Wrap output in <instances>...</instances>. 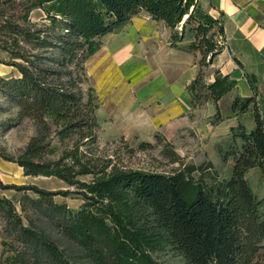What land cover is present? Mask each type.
Wrapping results in <instances>:
<instances>
[{"label":"trees","instance_id":"16d2710c","mask_svg":"<svg viewBox=\"0 0 264 264\" xmlns=\"http://www.w3.org/2000/svg\"><path fill=\"white\" fill-rule=\"evenodd\" d=\"M140 11L173 28L172 43L186 29L193 32L188 47L201 54L188 84L193 98L208 89L217 101L234 86V78L220 73L204 82L203 66L221 50L216 35L224 29L198 0H0L1 61L18 72L0 74V92L35 132L16 156L4 157L25 175H52L75 185L50 190L0 179V187L23 191L19 209L0 196L9 234L0 264H161L157 254L165 251L186 264H253L264 245V196H256L245 176L264 165V98L256 76L247 75L253 94L231 103L237 113L250 109L254 126L246 130L238 121L230 128V145L221 152L222 160L232 158L226 178L208 183L202 171L195 177L201 165L166 173L96 154L97 104L92 86L83 88L85 62L103 35L119 31ZM236 139L240 149L232 146ZM82 174L92 177L82 180ZM71 191L83 199L76 209L54 199Z\"/></svg>","mask_w":264,"mask_h":264},{"label":"crops","instance_id":"0c3cea01","mask_svg":"<svg viewBox=\"0 0 264 264\" xmlns=\"http://www.w3.org/2000/svg\"><path fill=\"white\" fill-rule=\"evenodd\" d=\"M198 1L224 29L221 50L203 66L204 82H213L217 73L235 79L217 101L208 89L193 98L188 87L201 56L188 47L193 32L186 29L172 43L173 28L146 11L133 15L119 31L103 35L89 66L95 88L107 95L103 119L110 131L150 138L161 132L178 153L190 141L215 164L222 162L221 152L230 145V128L252 116L250 109L237 113L231 108L235 96L253 94L247 75L256 76L264 98V0Z\"/></svg>","mask_w":264,"mask_h":264},{"label":"rangeland","instance_id":"374dc122","mask_svg":"<svg viewBox=\"0 0 264 264\" xmlns=\"http://www.w3.org/2000/svg\"><path fill=\"white\" fill-rule=\"evenodd\" d=\"M39 11L32 13L33 19H38ZM5 52L0 50V72L2 74H18L17 70L11 65L1 61L6 58ZM207 58V57H206ZM89 58L85 62L87 79L83 84L85 91L92 86L94 101L97 104L95 108L96 117V143L95 152L98 156H109L112 162L119 165L142 170H151L159 172H172L185 164L201 165L203 169L194 170L192 174L197 177L202 171L204 180L213 183L217 180L228 177L231 174L232 158L222 160L221 163H213L208 154L200 152L196 149V145H192L190 141L183 142V153L175 150V144L168 139L163 133L156 132L150 137H125L123 133L112 132L108 129V123L103 119L104 108L107 104V95L95 88L93 74H91L89 66ZM249 119V120H248ZM246 130L254 126L252 116H248L246 120H242ZM34 125L30 119L19 120L15 115V108L8 98L0 92V179L4 183L16 184H35L37 186L50 189H75V185H68L65 181L52 175H25L22 167L13 160L6 159L5 156H16L26 145L29 138L34 134ZM54 136V135H53ZM53 137L52 140H54ZM56 145L58 141H53ZM240 140L236 139L232 146L234 149H240ZM228 148V147H227ZM245 176L258 198L264 196V165L262 167L253 166L246 172ZM91 174L79 175L82 180H89ZM33 194L32 191H27ZM23 191L10 187H0V196L11 199L15 202L17 208H20L19 199L22 197ZM54 199L60 203H66L69 207L78 208L83 199L76 191L63 195L56 194ZM3 209L0 207V253L2 250V239L9 238L6 233V221L3 215ZM25 221V218L23 217ZM158 259L161 264H186L179 255L172 252H158ZM253 264H264V245L260 248Z\"/></svg>","mask_w":264,"mask_h":264},{"label":"built area","instance_id":"2783aa9c","mask_svg":"<svg viewBox=\"0 0 264 264\" xmlns=\"http://www.w3.org/2000/svg\"><path fill=\"white\" fill-rule=\"evenodd\" d=\"M216 41H217L218 44H220V45L222 44V41H223V40H222V35H221V34L218 33V34L216 35ZM208 57H209V55H207V58H208Z\"/></svg>","mask_w":264,"mask_h":264},{"label":"bare ground","instance_id":"6f19581e","mask_svg":"<svg viewBox=\"0 0 264 264\" xmlns=\"http://www.w3.org/2000/svg\"><path fill=\"white\" fill-rule=\"evenodd\" d=\"M0 74H2V72H0Z\"/></svg>","mask_w":264,"mask_h":264}]
</instances>
